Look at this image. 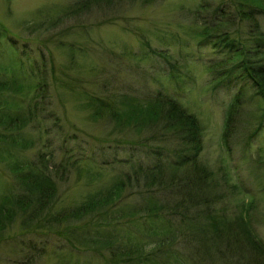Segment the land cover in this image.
<instances>
[{
    "label": "rangeland",
    "instance_id": "1",
    "mask_svg": "<svg viewBox=\"0 0 264 264\" xmlns=\"http://www.w3.org/2000/svg\"><path fill=\"white\" fill-rule=\"evenodd\" d=\"M235 11L232 0H0V81H15L11 82L14 89L22 86L18 93L0 91V114L22 113L27 107L33 112L31 122L18 131L0 125L5 135L0 139V199L25 193L18 174L10 170L12 164L25 172L38 168L49 173L55 186V200L42 218L25 227L29 208L14 211L5 223L0 264H243L236 261L238 257L255 258L246 247L233 254L205 239L192 243L190 234L182 242L179 234L185 226L177 220L178 210L160 219L141 215L139 205L158 204L157 199L171 202L170 192L182 173L179 169L174 175L166 172V185H159L160 191L147 190L141 178L127 186L131 184L120 178L122 172L175 159L184 146L163 121L137 126L110 120L106 112L123 110L126 100L143 104L162 97L194 115L201 128L196 157L212 173L207 189L215 194L208 203L229 204L230 186L220 185L226 173L228 184L243 191H232L236 205L251 199L248 216L261 217L252 224L264 243V160L260 161L264 156H257V148L264 143V122L244 138V146L226 148L221 142L230 97L239 90L247 95V112L255 109L257 99L236 70L229 73L230 68H221L219 74L227 73L217 82V75L207 69L209 62L222 55L213 33L203 38L186 33H198V27L225 15L241 23L239 35L245 38V23ZM255 16L264 32V14ZM245 119L240 120L241 127ZM18 136L29 145H9ZM248 149L256 159L253 165L245 160ZM117 185L118 196L103 210L104 216L56 219L57 213ZM67 224L79 226L86 234L117 237L124 245L140 244V262L120 261L107 249L95 251L67 242L57 235ZM129 226L134 228L130 236ZM168 229L177 234V242L167 251L166 243L157 247L152 238ZM153 254L163 256L162 261L152 259Z\"/></svg>",
    "mask_w": 264,
    "mask_h": 264
},
{
    "label": "trees",
    "instance_id": "2",
    "mask_svg": "<svg viewBox=\"0 0 264 264\" xmlns=\"http://www.w3.org/2000/svg\"><path fill=\"white\" fill-rule=\"evenodd\" d=\"M232 3L237 10L235 11L236 15H238L237 18L240 22L245 23V38L239 35L241 23L239 25L234 20L226 19L227 16L225 15H221L222 18L220 17L221 19L217 21H212L211 25L198 27L196 29L198 33L191 30L186 31L189 37L200 36L201 38L206 35L211 36L213 33L216 38L215 42L221 44L222 55L220 59L212 60L213 62L208 64L207 69L217 75V82L223 77L221 74L227 73L226 70H223L219 74L221 68H230L229 73L236 70L239 77L245 79L249 84L247 86L251 89L250 95L257 99L254 106L255 109L253 111L249 109L247 112L245 105L247 95L239 90L230 97L221 123V142L226 148H232V146L238 144L244 146V138H247L261 127L264 122V32L255 16L256 14H264V0H232ZM213 13L216 14V11ZM178 24L180 23L178 22ZM230 25L234 27V30H230ZM11 82L16 83L11 80L0 81V91L10 93L22 91L20 84L17 83L18 87L14 89ZM10 101H13V99ZM123 106L125 108L120 111L114 109L106 111L109 113L108 118L110 120L115 119V122L133 123L137 126H147L150 123L156 124L159 121H163L162 125L175 132L176 135L174 136L179 141V145L184 146V151L182 149L177 151L180 155H177L175 159L152 167L143 168L136 166L131 168L130 171L122 172L123 174L120 178H125V183L131 184H126L127 186H132V180L135 181L141 178L144 180L142 185L147 190L158 189L160 191L162 189H159V185L163 188L166 185L168 177L166 172L174 175L179 169L180 173H182V177L178 178L177 182H174V191L170 192V204L166 202L168 200L157 199L156 203L158 204L146 203L144 206L139 205V210L142 212L141 215L145 218L155 217L160 219L162 215H170L173 211L178 210L181 216L177 220L185 226L184 231L179 234L182 242H185L187 239L186 235L190 234L194 238L192 243L198 239H205L209 244L220 245L223 250H231L233 254L242 253L240 248L246 247L253 253L255 258L240 256L237 258V262H242L243 264H264V243L257 236L252 224L261 219V217L248 216L247 210H250L251 199L245 205H236L231 194L234 192L240 194L243 191L237 189L234 184H228L226 173L223 178H220V185L230 186L229 191L231 192L227 195L231 199L228 201L229 204L223 201H220L222 203L221 206L217 202L208 203L210 196L215 194L209 193L207 189L212 179V173L196 157L201 150V142L198 138L201 128L194 115L186 113L175 101L162 97L146 100L143 104H139L138 100L135 102L126 100L123 102ZM164 106H166V110L163 108ZM28 108L22 113L18 111L1 113V128L7 131L22 129L32 120L33 112ZM243 117H247L245 119L246 125L241 127L239 124ZM242 129L244 130L243 133H241ZM0 139H5V135L1 132ZM29 143L22 136H18L17 139L12 138L9 141V145L17 148H25ZM257 149V156L261 153L264 156V143ZM244 153L247 163L253 165L256 159L253 158L252 152L248 149ZM263 160L264 158L260 161ZM18 169L19 166L16 164L10 166V170L18 174L16 177L23 185L25 193L15 198L1 197L0 236L2 233L1 229L6 222L11 220L14 211L24 212L30 208V214L25 216L26 222L24 226L26 227L34 219L42 218L45 212L48 211V206L52 205L55 200V186L49 173L40 171L38 168L27 172ZM155 187L157 188L155 189ZM118 189L119 185L112 186L111 189L105 190L96 197L81 202L80 205L70 211L57 213L59 215L56 219L78 220L88 214L104 216L103 210L107 209L106 206L112 202L114 197L118 196L116 195L120 191ZM180 197H182V200H179ZM152 200V202H155L156 198ZM252 206H254V203H252ZM230 207H232L233 211L228 209ZM134 211L131 208L129 214L133 215ZM45 223L50 225V221ZM55 223L58 225V220ZM68 227H73V224H67L65 229H61L62 233L57 235L62 236L69 243H71L69 241L71 240L80 248L95 251L107 249L114 258L120 261L140 262L142 256L140 244L124 245L117 237L104 238L98 235L86 234L84 231L79 230L77 225H74L71 230L66 229ZM129 227L127 228L128 236L134 233V228ZM175 237H177V234L174 236V231L168 229V233L162 236L157 234L152 240L157 241V247L166 243L163 248L168 251L177 242ZM162 257L157 258L155 254L151 256L152 259L161 261Z\"/></svg>",
    "mask_w": 264,
    "mask_h": 264
}]
</instances>
